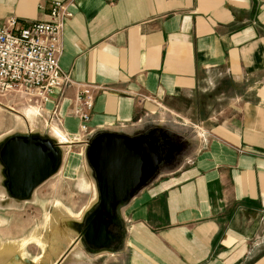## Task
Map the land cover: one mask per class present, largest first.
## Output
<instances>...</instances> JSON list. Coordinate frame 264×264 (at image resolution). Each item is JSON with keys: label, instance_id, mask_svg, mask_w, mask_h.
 Masks as SVG:
<instances>
[{"label": "crops", "instance_id": "obj_1", "mask_svg": "<svg viewBox=\"0 0 264 264\" xmlns=\"http://www.w3.org/2000/svg\"><path fill=\"white\" fill-rule=\"evenodd\" d=\"M54 1L73 13L60 66L75 84L44 107L61 109L58 130L72 144L123 134L141 106L213 104L201 120L213 126L199 146L183 143L182 174L122 207L120 250L89 253L63 212L49 225L46 210L4 206L0 264H264V0H0V22L45 21ZM83 84L102 87L87 132L72 113ZM4 187L6 203L33 202L38 189L17 199Z\"/></svg>", "mask_w": 264, "mask_h": 264}, {"label": "water", "instance_id": "obj_2", "mask_svg": "<svg viewBox=\"0 0 264 264\" xmlns=\"http://www.w3.org/2000/svg\"><path fill=\"white\" fill-rule=\"evenodd\" d=\"M170 136L161 129L151 136ZM144 136L117 132L98 133L90 142L86 157L96 179L98 200L79 224L81 237L92 252L118 250L122 244L121 209L158 174L161 165L171 160L162 145ZM167 138V143L172 142ZM156 146V150H154ZM0 160L11 197L29 198L33 191L60 168L62 152L50 137L15 134L0 148Z\"/></svg>", "mask_w": 264, "mask_h": 264}, {"label": "rangeland", "instance_id": "obj_3", "mask_svg": "<svg viewBox=\"0 0 264 264\" xmlns=\"http://www.w3.org/2000/svg\"><path fill=\"white\" fill-rule=\"evenodd\" d=\"M67 75L70 77V81L66 82L60 88L62 90L60 91L61 95H59V97H63L64 92L75 84L72 76L69 73H67ZM100 90H102V87H100ZM231 94L232 93L229 91L228 95L230 96ZM59 102L60 101H57L56 103L58 104ZM202 106L203 108L195 104L180 105L178 114L165 111L162 107L150 113L148 110H145L144 106H141V120L137 124L120 128L123 134L129 136L147 135L154 130L161 129L174 141L175 146L171 151L173 154L171 160L162 165L158 174L147 186L152 183L153 185L158 184L168 177L182 174L183 166L190 164L188 157L183 156L184 142L187 141L189 143L191 142L192 145H198L203 143L202 140H208V137L202 136V134H204L203 130L212 127L213 124L211 123L213 122H207L202 125L201 120L205 118L208 109H213L215 105L205 104L207 107L206 111L204 105ZM146 108L149 109L148 107ZM60 111L61 109L58 110L55 108L47 114L49 110L44 107L42 112L37 104L29 102L28 99L17 93L0 95V148L5 137L10 134H19L20 132L39 135L44 138L49 137V135L56 136V132H58L65 139L63 144L66 143V141H70L68 137L64 136L58 130ZM158 133L160 134V132ZM97 134L98 133H95L88 142ZM67 145L68 147L61 150L62 162L59 168L60 171L58 170L57 173L38 187L33 202H20L9 198H7L9 202H5L6 192L4 186L7 177L5 168L0 160V207L41 208L47 212V223L49 225L55 223L54 218L59 212H63L73 219L72 226L69 230V236L74 235L77 237L84 249L89 253H99L101 251L92 252L89 250L82 240L81 231L79 229V224L83 222L87 212L98 200V190L94 172L86 157L87 149H82L78 144H72L71 141ZM74 173L76 174L74 175ZM118 250L109 251L113 252Z\"/></svg>", "mask_w": 264, "mask_h": 264}, {"label": "built area", "instance_id": "obj_4", "mask_svg": "<svg viewBox=\"0 0 264 264\" xmlns=\"http://www.w3.org/2000/svg\"><path fill=\"white\" fill-rule=\"evenodd\" d=\"M73 15L61 1L52 3L48 19L28 24L10 16L0 22V95L17 93L40 110L70 77L60 66L66 21ZM100 87H79L72 113L82 130H89Z\"/></svg>", "mask_w": 264, "mask_h": 264}, {"label": "flooded vegetation", "instance_id": "obj_5", "mask_svg": "<svg viewBox=\"0 0 264 264\" xmlns=\"http://www.w3.org/2000/svg\"><path fill=\"white\" fill-rule=\"evenodd\" d=\"M139 136H142V135H139ZM167 138L168 137L161 136L159 133H158V135L156 137L155 136H151L149 134L144 136V139L150 141L151 143H156V141H158L162 145V149H163L164 155H166L167 153L171 152L173 147L175 146L174 141L172 139H170V138H168V139H170L172 142H168L167 143V141H166ZM153 149L156 150V146H154ZM164 164L165 163H163L162 165H164ZM162 165H161V167H162Z\"/></svg>", "mask_w": 264, "mask_h": 264}, {"label": "bare ground", "instance_id": "obj_6", "mask_svg": "<svg viewBox=\"0 0 264 264\" xmlns=\"http://www.w3.org/2000/svg\"><path fill=\"white\" fill-rule=\"evenodd\" d=\"M23 135H26V134H23Z\"/></svg>", "mask_w": 264, "mask_h": 264}]
</instances>
